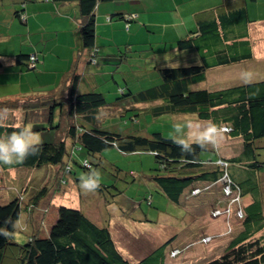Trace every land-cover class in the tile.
I'll return each instance as SVG.
<instances>
[{"label": "trees", "instance_id": "1", "mask_svg": "<svg viewBox=\"0 0 264 264\" xmlns=\"http://www.w3.org/2000/svg\"><path fill=\"white\" fill-rule=\"evenodd\" d=\"M131 1L119 0L117 5L115 0H20L21 6L14 12L23 30L28 28L30 19L27 3H46L47 9L53 8L49 11L53 18L76 12L84 49L78 52L77 65L74 64L70 77H65L60 85L48 86V90L41 82L42 61L38 52L20 50L17 55H6L5 48L0 51V79L5 80L3 77L11 73L7 89L11 91L8 81L12 79L17 87L13 91L19 93L0 99V109L17 110L10 114L8 124L0 127V135L11 132L12 125L30 123L41 140L39 153L13 165V170L0 165L5 184L0 187V228L6 227L14 233L8 238L0 236V264H172L177 249L181 253L189 250V245H180L184 240L177 243L173 237L135 259L121 251L112 234L111 213L124 218L125 190L120 184H127L124 180L127 176L134 185L138 177L134 170L124 175L119 166L108 161L106 155L109 157L110 149L124 155L145 152L153 156L151 179L162 195L174 205H180L185 214L183 205L190 204L187 214L195 219L196 211L220 202L227 188L236 199L248 197L249 204L241 206L242 230L229 239L220 256L203 264H264V78H257L253 70L251 83L244 84L240 78L242 70L251 66L260 68L251 38L252 24L264 19L261 15L257 18L258 1L222 0L224 3L219 4L218 0H212L196 28L177 41L169 39L175 37L173 26L169 25L174 15L173 5L172 8L169 5L172 0L163 4L155 0L147 11L137 10ZM98 10L103 20L101 27ZM158 16L163 18L164 33L155 32L146 23ZM121 21L123 25L119 24ZM121 25L128 35L140 36L141 41L154 32L162 41L156 49L144 46L142 58H135L130 54L135 51L129 40L120 45L115 39V31ZM51 30L52 23L47 31ZM140 30L147 35L142 36ZM62 31L60 35H68ZM108 46L115 48V54H111ZM102 52L116 60L111 65L114 71H119L118 88L122 87L116 102H108L107 95L94 84L86 92L78 90L81 80L78 64L87 59L89 64L97 66ZM213 71H232L235 76L224 85L222 80L212 82L213 86L209 83ZM154 75L157 82L152 81ZM1 85L5 81H0ZM165 118H170L171 127L153 131L147 127ZM208 119L226 125L229 136L241 140L238 155L221 157L220 149L201 150L196 145L192 154H186L173 143L172 121L186 124ZM130 122L140 123L144 130L138 133L130 130ZM109 123L111 126H107ZM45 167L47 178L35 186L32 180L40 184L42 179L33 172L44 173ZM90 169L100 172L101 186L85 194L80 189V177ZM23 182L28 186H23ZM104 192L119 203L110 207L104 199L103 210L107 212L103 213L102 223L84 213L76 202L77 207L63 201L57 205L53 201L60 193L71 196L80 193L82 198V194ZM150 195L149 192L145 196L148 203ZM17 219L20 224L16 228L12 223L5 224ZM23 233L27 236L24 244L18 238ZM260 233L263 234L257 237ZM196 245L197 241L193 246Z\"/></svg>", "mask_w": 264, "mask_h": 264}, {"label": "rangeland", "instance_id": "2", "mask_svg": "<svg viewBox=\"0 0 264 264\" xmlns=\"http://www.w3.org/2000/svg\"><path fill=\"white\" fill-rule=\"evenodd\" d=\"M19 2L18 6L20 7L21 5H19ZM16 3L17 2H15L14 5ZM256 10L255 12L257 13V18H259L260 15L261 17H264V9ZM50 15L51 13L48 11H41L36 16H40L41 20L44 23H47V21L51 19L52 15ZM164 15L167 17L168 13L164 11ZM4 18L5 15L2 16L1 20H3ZM13 19L20 22L15 17H13ZM0 27H5V30H8L7 23L2 22L0 24ZM52 27L53 29H55L56 25H52ZM251 27V38L254 48L258 50L259 56L262 59L258 63V66H260V68L251 66L250 68H248V70L250 72L251 70H253L258 76L257 78L262 79L264 78V50L262 49L264 48V23L260 20L258 21V23H253ZM38 29L41 28L39 24L34 21L31 29L32 35L28 33L29 31L26 32V34L15 32V34L17 35L12 38V41L8 44L3 45V48H5L4 50H8V55H17V53L20 52V48L22 46L26 47L27 45L28 47V44L26 42H29L30 46H32V41L38 36V34L36 33H45V30L43 29L34 31ZM139 37L140 36H130L123 29H120V31H115V39L120 43V45H123V43H127L130 38L136 42L141 41L142 38L139 39ZM23 38H25L26 41L22 40ZM154 38L155 37H152V39ZM14 48H16L17 50H15ZM125 49L126 48H124L123 46L122 51H124ZM132 49L135 50L136 48L132 47ZM130 54L135 56L136 53ZM137 57L139 59L140 56ZM223 72L219 71V73H217L213 71L210 75L209 83L215 81H218L220 83V80H222V85H224L230 81H233V77L235 75L232 73V71ZM140 73L145 74L144 71H140ZM148 77L149 76H147V78ZM115 78L119 79L120 75L118 74ZM8 84L11 87V92L19 96L18 90L13 91V89L17 87L13 84L12 79L8 81ZM212 85L214 86L213 83ZM23 89H26V86H23ZM117 97L118 94H109L107 95V101L116 102ZM23 100L24 99H22L21 101L24 102ZM143 124L145 125V123ZM173 124H175L174 121H172V125ZM107 126H111V124L109 123ZM129 126L130 130H135L137 133L140 132L139 130H144V126L142 125L141 127L140 123L133 124L132 122H130ZM147 127H149L151 131L164 128L166 129L168 127H171L170 118H165L164 120L155 122L153 125ZM241 145L242 142L240 139L230 137L229 134L226 133L219 151L221 157L229 158L238 155L241 151ZM108 151V155L110 158L106 155L107 160L112 162L114 165L119 166L124 175L130 174L129 171L134 170L133 173L138 177V180L134 185L128 182L127 176L126 179H124L127 184H120L125 190V195L122 197V200H125L126 202L125 207L127 209V212L124 213V218L117 216L114 217L116 215L115 212H112V215L108 213L109 215H111L112 222H114V224L111 226L114 239L116 240L117 245L121 249V251L124 252L125 255H127L129 258L135 259L137 257L145 256L146 254H149L148 252H151L152 250L161 246L167 240H170L174 236H177L179 238V241L181 239L187 240L185 243H182L180 245H189L190 251L186 249V251L183 253H173V256L177 258L174 262L170 263L203 264L206 260L209 259V249L200 248L198 250V253L193 254L197 251V248H199L200 246L209 247V253L216 256L218 254H221L225 250V246L222 247V245H225L226 242L227 244H229L231 241L229 239L242 230V228H240L242 214L241 206L249 204L248 202L250 201V199L248 197L245 200L244 198L242 200L241 198L236 199L234 196H232V191L227 188V192L229 194L221 197L220 202H217L214 205H212L211 203L205 206L203 209L196 211V220L193 221V219L195 218L190 217L187 214V212H190L189 210L191 208V205H183V207H185L187 211L186 215L184 209L182 207V209L179 207L180 205H174L162 195L155 182L151 179V176L154 174V169H152V167L155 163V159L153 156L145 152L141 154L124 155L116 149H110ZM80 158L81 157H79V159ZM77 170L81 171V169L79 168H77ZM44 173L38 170H35L33 172V175L35 177L40 180L42 179L40 184H37L35 180H32L35 186H40L42 182H44V178H47V167L44 168ZM2 178L3 177L0 176V187L5 186V184L2 183ZM262 182V187L264 188V181ZM25 184H27V182H23V186ZM262 190L264 193V189ZM149 192L151 193L150 203L145 200V196H147ZM66 194L67 193H60L55 195L53 197V201L57 205H60L63 201L66 204L77 207L75 205L76 202L77 205L83 209L84 213L94 218L99 223L104 222L103 213L107 212L103 210V207L105 206L104 199L108 201L110 207L115 206L119 203L116 198L108 195L106 192L89 195L82 194V198H80V193L79 196L76 194L74 196ZM194 202L197 205L199 204L197 201ZM215 211H217L218 213H215ZM145 216H147L146 220H144ZM212 222L214 223L212 224ZM262 234L263 233L258 234L257 237L261 236ZM18 238L22 244H24V242L27 240V236L25 233L18 234ZM196 241L198 243L200 242L199 245L193 246Z\"/></svg>", "mask_w": 264, "mask_h": 264}, {"label": "crops", "instance_id": "3", "mask_svg": "<svg viewBox=\"0 0 264 264\" xmlns=\"http://www.w3.org/2000/svg\"><path fill=\"white\" fill-rule=\"evenodd\" d=\"M19 1L20 0H17V1L0 0V24L3 22V23H7L8 25V30H5L6 29L5 27L3 28L0 27V51L1 52L3 51L2 45L4 43L8 44L9 42L12 41V38H14L17 35L15 34V32L26 34V32L29 31L28 33L32 35V32H31L32 25L34 21L37 22L40 28L45 30V33L37 32L36 34H38V36L36 37V39L32 41L33 45L30 46L29 42H26L28 44V47L27 45L26 47L22 46L20 50L28 51V53L38 52L40 60L42 61L41 66H40V71L43 73L41 74L39 71V74L42 80L41 82H42V85L45 87V89L47 87V90H48V86L50 87L52 84H56V83L57 85H60L63 82L65 77H68V78L70 77V74L73 71V67L75 68V65H77L75 64V60L78 59L77 57L78 52H81V50L83 51L84 49V47L83 48L81 47L82 42H81V39L78 33L79 29L77 27L78 26L77 13L76 12L69 13L67 16H60L59 18L58 17L53 18L50 15L51 19L48 20L47 23H44L41 20V17L36 16V15L41 11L52 12L53 8L47 9L46 3L44 5H38L39 3L38 4H35V3L28 4L27 3L25 6H27V13L30 19L28 22V28L26 29V31L25 30L23 31L22 30L23 26H21L20 22L13 19V17H15L14 12L17 9V7H19L18 6ZM120 1L122 2L125 0H120ZM126 1L128 2V0ZM164 1L166 2L167 0H161L162 4L165 3ZM211 1L212 0H172V2H170L171 4L169 5H171V8L173 5V8H174L173 12L174 11L175 12L173 15V20L171 19L172 23H170L169 25L173 26L172 31L175 32V37L171 36L169 39L177 41L181 37H186L188 33L190 32V30L195 29L196 26L198 25V22H200V20L203 18V14L209 11L211 7V3H210ZM218 1H219V4L224 3V1L222 2V0L221 2L220 0ZM257 1L258 2L256 6L259 9H264V0H257ZM15 2L17 3L14 5ZM131 2L133 5H137V10L141 9V11L142 10L147 11V8H150L151 4L155 3V0H139V1L132 0ZM115 3L117 5H120L119 0H115ZM116 10H119V8L117 7ZM97 12L99 16V13H100L99 10ZM108 12L110 13L112 11H108ZM3 15H5V18L1 20ZM98 21L100 23L99 27H101V24L103 22V20L101 19V16L98 17ZM162 21H163V18L161 16H158L157 18L152 19L150 22H146V23H149L150 24L149 27L151 26L150 28H152L155 32L157 30V33L159 31L164 33L166 29L165 27L163 28ZM261 21L264 23V19ZM51 23L52 25H56V28L53 29L52 27V30L50 32L47 30H48V27L51 25ZM122 23L124 22L121 21L119 24H122ZM122 25L120 26V28H118L119 31L120 29H122ZM41 29L34 30V31H39ZM59 31H62V32L67 31L66 33H68L67 36L69 37H67L66 34L60 35ZM46 32H49V33L46 34ZM140 32L143 33L142 36L147 35V33L144 34L143 30H140ZM155 32L153 34H149V36H147L144 41L136 42L132 40L131 38L129 39V42L132 44V47L136 48L135 50L133 49L135 51L134 53H136L134 56L135 58H137V56H140V59L142 58L141 56L143 52H145L144 49L146 48V47L144 48V46L151 45L152 47H154V49L159 47L160 44L158 45V43L159 41H162V37H160L158 34H155ZM152 37H155V38L152 39ZM163 39H164V36H163ZM22 40L26 41L25 38H23ZM14 49L17 50L16 48ZM262 49L264 50V48ZM255 50L258 52L257 49ZM110 52L111 54H115V48L111 49ZM3 53L8 55V50H5V52ZM87 53H88V50L85 49L84 54L87 55ZM100 55H101L100 63L97 66H94L93 64L92 65L89 64L87 59H83L78 64V72L81 74V80L79 83L78 90L80 92H86L91 88V85L94 84L96 86V89L100 90L105 95L118 94L120 93L119 92L120 88H122V87L118 88L119 82H118V79L115 78L119 74V71H114L113 70L114 67H112L111 65L116 60L112 59L111 55L109 56V53L107 54V53L102 52V54ZM256 56L258 57L259 61L262 59L259 56V53ZM136 71H139V70H136ZM10 74L11 73H9L8 75L6 74L7 76L3 77L5 78V80L2 78L0 79L1 82L5 81V85L0 86V99H6L9 97V95H12L11 94L12 92L9 89H7L8 87L7 79ZM152 78H155L152 80L153 82H157L156 75H154ZM213 223L214 222H212V224ZM174 237L177 238L176 240L177 243H180L183 240L185 242L187 241L186 239H181L179 241L178 237L176 236ZM226 245H227V242L225 245H222V247ZM200 248L201 249L207 248L210 251L209 247L200 246L199 248H197V251L194 252L193 254L198 253V250ZM209 251H208V255H209L208 260L217 258L218 256L221 255V254H218L214 256L210 254Z\"/></svg>", "mask_w": 264, "mask_h": 264}, {"label": "clouds", "instance_id": "4", "mask_svg": "<svg viewBox=\"0 0 264 264\" xmlns=\"http://www.w3.org/2000/svg\"><path fill=\"white\" fill-rule=\"evenodd\" d=\"M240 78L242 83L249 84L252 82L253 74L248 70H242ZM15 111L17 110L0 109V127H5L8 124L10 114H14ZM12 128L11 132L0 135V165L8 166L10 171L13 170V165L21 164L29 156L37 155L41 146L39 134L33 131L30 123L23 126L12 125ZM229 131L230 129L226 125L218 124L208 119L190 121L186 124L177 122L173 124V132L170 133V136L173 139V143L180 148L182 153L192 154L195 151L193 145H196L201 150H208L209 148L219 150L226 133ZM84 165L88 166L87 161L84 162ZM101 180L100 172L90 169L88 173L80 177V189L85 194L93 193L100 188ZM8 223H12L13 228H16L20 224V220L17 219L15 222L11 220L5 221V224ZM12 235L14 233L10 232L6 227L0 228V236L8 238ZM199 243L197 242V245ZM176 252L179 253L180 251L177 249Z\"/></svg>", "mask_w": 264, "mask_h": 264}]
</instances>
